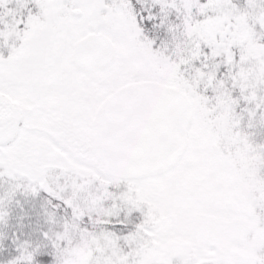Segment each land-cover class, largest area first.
I'll use <instances>...</instances> for the list:
<instances>
[{
  "label": "snow or ice",
  "instance_id": "1",
  "mask_svg": "<svg viewBox=\"0 0 264 264\" xmlns=\"http://www.w3.org/2000/svg\"><path fill=\"white\" fill-rule=\"evenodd\" d=\"M0 264H264V0H0Z\"/></svg>",
  "mask_w": 264,
  "mask_h": 264
}]
</instances>
